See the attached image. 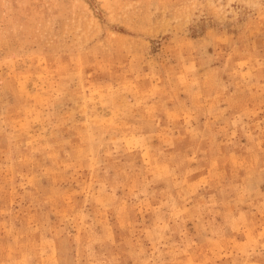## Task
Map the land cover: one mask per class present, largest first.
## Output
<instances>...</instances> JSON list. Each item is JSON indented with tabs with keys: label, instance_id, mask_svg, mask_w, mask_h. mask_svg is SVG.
Listing matches in <instances>:
<instances>
[{
	"label": "rangeland",
	"instance_id": "obj_1",
	"mask_svg": "<svg viewBox=\"0 0 264 264\" xmlns=\"http://www.w3.org/2000/svg\"><path fill=\"white\" fill-rule=\"evenodd\" d=\"M0 264H264V0H0Z\"/></svg>",
	"mask_w": 264,
	"mask_h": 264
}]
</instances>
